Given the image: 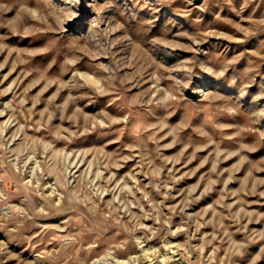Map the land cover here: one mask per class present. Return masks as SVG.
Here are the masks:
<instances>
[{
  "label": "rangeland",
  "instance_id": "obj_1",
  "mask_svg": "<svg viewBox=\"0 0 264 264\" xmlns=\"http://www.w3.org/2000/svg\"><path fill=\"white\" fill-rule=\"evenodd\" d=\"M0 264H264V0H0Z\"/></svg>",
  "mask_w": 264,
  "mask_h": 264
},
{
  "label": "bare ground",
  "instance_id": "obj_2",
  "mask_svg": "<svg viewBox=\"0 0 264 264\" xmlns=\"http://www.w3.org/2000/svg\"><path fill=\"white\" fill-rule=\"evenodd\" d=\"M95 261V260H94ZM120 261V260H119ZM96 262H98V261H96ZM93 263V262H92Z\"/></svg>",
  "mask_w": 264,
  "mask_h": 264
}]
</instances>
